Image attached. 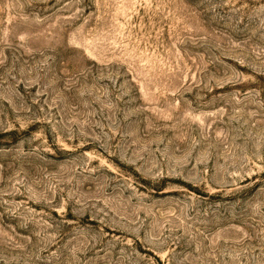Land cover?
Returning a JSON list of instances; mask_svg holds the SVG:
<instances>
[{
    "label": "rangeland",
    "instance_id": "1",
    "mask_svg": "<svg viewBox=\"0 0 264 264\" xmlns=\"http://www.w3.org/2000/svg\"><path fill=\"white\" fill-rule=\"evenodd\" d=\"M0 264H264V0H0Z\"/></svg>",
    "mask_w": 264,
    "mask_h": 264
}]
</instances>
